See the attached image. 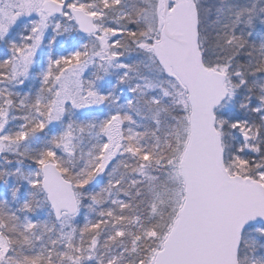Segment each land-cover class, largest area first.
<instances>
[{
  "label": "snow or ice",
  "instance_id": "obj_1",
  "mask_svg": "<svg viewBox=\"0 0 264 264\" xmlns=\"http://www.w3.org/2000/svg\"><path fill=\"white\" fill-rule=\"evenodd\" d=\"M0 264H264V0H0Z\"/></svg>",
  "mask_w": 264,
  "mask_h": 264
}]
</instances>
